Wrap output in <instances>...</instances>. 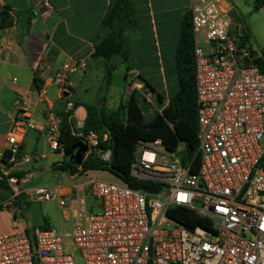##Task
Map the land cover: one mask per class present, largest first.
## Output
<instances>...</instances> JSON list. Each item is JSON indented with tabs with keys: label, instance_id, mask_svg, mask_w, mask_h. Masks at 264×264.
<instances>
[{
	"label": "built area",
	"instance_id": "1",
	"mask_svg": "<svg viewBox=\"0 0 264 264\" xmlns=\"http://www.w3.org/2000/svg\"><path fill=\"white\" fill-rule=\"evenodd\" d=\"M45 4L51 7L49 1ZM197 90V171L183 163L182 143L169 149L161 138L139 140L131 163L136 186L88 176L71 194L58 198L71 224L65 236L54 227L0 234V264H264V72L254 55L231 31L222 0H199L191 6ZM37 64V62H36ZM88 67L86 60H65L49 76L58 88L65 113L76 104L71 75ZM51 69V66L49 67ZM16 80V79H14ZM42 91L39 95H41ZM16 116L7 133V162H0L12 199L24 192L14 167L31 163L22 151L25 134L39 128L30 98L16 100ZM44 130L52 150L63 148L61 123L48 109ZM74 134L105 161L112 150L95 131ZM51 186L28 189L32 199L55 197ZM91 195L101 209L87 205ZM181 207L201 223L189 227L174 218ZM69 237L74 250L66 247Z\"/></svg>",
	"mask_w": 264,
	"mask_h": 264
},
{
	"label": "crops",
	"instance_id": "2",
	"mask_svg": "<svg viewBox=\"0 0 264 264\" xmlns=\"http://www.w3.org/2000/svg\"><path fill=\"white\" fill-rule=\"evenodd\" d=\"M46 1L49 3L51 1L53 5L50 3L51 7L48 8ZM186 1V4H181V0H133L138 30L126 61L128 64L126 92L128 99L134 92L142 111L146 106L152 110V117L167 106L179 90L176 53L180 30L185 13L199 0ZM222 2L230 14L234 8L233 2L231 0H222ZM4 5H9L11 8L13 25L0 30V155L7 147V133L16 116V100L21 96H28L34 118L39 122L40 127L26 132L22 151L33 157L32 162L42 160L44 164L49 165L48 168L61 170L56 164L67 158L64 148L40 153L38 150L41 138L45 142L47 140L44 130L45 112L48 109L53 110L60 123L65 114L58 88L49 82V76L67 59L88 62L85 70H79L83 79L76 77L79 71L71 75L74 100L79 103L73 116L74 134L77 127L84 125L88 113L86 104H94L77 100L75 86L79 82L82 84L85 82L90 67L89 59L94 49L93 38L101 31L100 23H94L92 27L87 28L90 26L89 21H85L86 17L74 9L71 0H0V8ZM183 9L185 11L180 18L181 14L178 16L177 12ZM252 12L256 15L251 17L246 25L247 32L261 47L260 49H264V5L254 10L253 4ZM178 19H181L180 23ZM238 30L242 32L244 30L240 23ZM36 74L42 81L40 88H36L34 83ZM141 103L144 105L142 106ZM55 154L61 158L55 159ZM16 168L11 170L17 174L21 173ZM61 171L60 182L51 186L57 200L62 194L74 192L78 183L87 180L80 179L91 176L92 170L75 173L69 170ZM23 190L24 192L15 199H12L11 190L10 197L0 196V205L3 204L0 206V234L17 231L11 229L13 222L20 220L17 218V213L27 206L28 198H31L25 189ZM61 218L63 220L61 225H67L68 228L64 233L57 230L67 236L71 224L62 213V208ZM50 226L54 227L51 224Z\"/></svg>",
	"mask_w": 264,
	"mask_h": 264
},
{
	"label": "trees",
	"instance_id": "3",
	"mask_svg": "<svg viewBox=\"0 0 264 264\" xmlns=\"http://www.w3.org/2000/svg\"><path fill=\"white\" fill-rule=\"evenodd\" d=\"M71 2L75 6L74 9L89 20L90 26L87 28L92 27L94 23H100L101 31L93 38L92 57L103 58L104 76L107 84H110L116 69L115 58L119 56L127 61L138 30L134 2L133 0H71ZM50 3L53 5L51 1ZM263 5L264 0H254V10ZM10 10L9 5L0 8V30L13 25V16L10 14ZM86 18L85 21H88ZM243 33L246 35L244 30ZM252 54L254 61L264 72V50L259 54L252 51ZM176 59L179 69V90L170 99L168 105L158 111L150 120H146L134 92L126 103H122L111 112H107L104 107L106 102L104 96L97 104H86L88 113L81 129L84 132L93 130L100 137L104 132L109 133L107 140H100L98 148L112 150L110 161H105L100 153L93 150L79 165L72 164L66 158L56 164V167L61 170H69L71 173L108 170L118 180L136 186L138 184L131 175V163L138 141L161 138L171 150H176L183 143L185 147L182 153V161L183 163L191 162V170L197 171L200 162L196 153L198 146V104L191 10L184 15ZM34 83L36 88H40L42 81L37 74ZM152 91L154 92V90ZM75 104L76 107L79 105L77 101ZM73 128V118L65 113L61 122V142L65 151L82 139L81 136L73 134ZM7 156L8 152H5L0 162H7ZM18 175L22 176V173H18ZM0 187L9 188L6 178H0ZM171 213H173L174 218L186 226L192 227L201 223L200 217L189 209L175 207L171 209ZM42 227L48 228L50 224L46 222Z\"/></svg>",
	"mask_w": 264,
	"mask_h": 264
},
{
	"label": "rangeland",
	"instance_id": "4",
	"mask_svg": "<svg viewBox=\"0 0 264 264\" xmlns=\"http://www.w3.org/2000/svg\"><path fill=\"white\" fill-rule=\"evenodd\" d=\"M186 2V0H181V4H186ZM231 2H233L234 4V8L230 13L232 18V33L238 36V38L246 48H249L255 53H261V51H263L264 49H260L261 47H259V45L246 30V25L249 23L250 18L255 17L256 15V13L253 14L254 12H252L254 0H231ZM184 11L185 9L179 10L177 12V15L179 16L181 14L180 18H182V13ZM180 20L178 19L179 23ZM239 23L244 27V32H246V35L241 30H238ZM100 62L101 64H99ZM103 64V58L90 57V67L87 71L85 82L83 84L79 82L75 86V97L77 100H80L82 102L97 104L99 103L101 97L104 96L106 100V102L104 103V107L107 112H111L113 110H116L122 103H126L128 101V94L126 92V72L128 64L125 60L122 59V57L118 56L115 58L116 69L113 73L110 84H107L106 82ZM76 77L79 79H83L82 72L79 71L76 74ZM141 104L142 106L144 105L143 103ZM143 111L145 113L146 120H150L153 115L152 110L144 106ZM38 150L39 153L53 151L51 150L47 140L45 142L43 138H41L38 143ZM54 158L60 159L61 157L55 154ZM48 167L49 165L47 163L44 164V161L41 160L26 163L16 168L17 171H21V173H23L21 176V180L24 181H21V186L23 189H25L26 193L28 192V189L35 186H53L57 185L60 182L62 171L51 169ZM90 175L91 177L104 180L118 181V178L108 170H92ZM0 178H6L2 171L0 172ZM83 179L85 180L87 179V177H82V179L80 180ZM9 194L10 186L8 189L0 187V196H8ZM28 199L29 201L27 206L22 211L17 213V218H19L20 220L13 222L11 229L32 230L37 227H42L46 222H48L62 233L67 231V225H61L63 220L61 218V208L59 206L56 195L53 199L50 200H37L31 198ZM93 204L94 206L92 210L98 212L101 207L99 206V204H95V200L91 197L90 194L87 195V205L90 207ZM64 242L68 249L72 251L74 250L71 239L66 238L64 239ZM74 253L77 259V264H85V261L81 256H79L77 251L74 250Z\"/></svg>",
	"mask_w": 264,
	"mask_h": 264
},
{
	"label": "water",
	"instance_id": "5",
	"mask_svg": "<svg viewBox=\"0 0 264 264\" xmlns=\"http://www.w3.org/2000/svg\"><path fill=\"white\" fill-rule=\"evenodd\" d=\"M88 149V145L83 140H78L66 150L67 158L72 164L79 165L86 157Z\"/></svg>",
	"mask_w": 264,
	"mask_h": 264
}]
</instances>
